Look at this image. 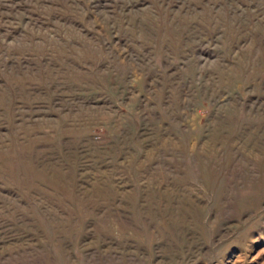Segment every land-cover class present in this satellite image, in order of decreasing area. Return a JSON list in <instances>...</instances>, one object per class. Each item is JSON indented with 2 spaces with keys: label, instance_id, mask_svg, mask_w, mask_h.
Instances as JSON below:
<instances>
[{
  "label": "rangeland",
  "instance_id": "1",
  "mask_svg": "<svg viewBox=\"0 0 264 264\" xmlns=\"http://www.w3.org/2000/svg\"><path fill=\"white\" fill-rule=\"evenodd\" d=\"M0 264H264V0H0Z\"/></svg>",
  "mask_w": 264,
  "mask_h": 264
}]
</instances>
